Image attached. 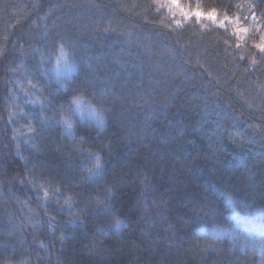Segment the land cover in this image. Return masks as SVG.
Segmentation results:
<instances>
[{
	"label": "trees",
	"instance_id": "trees-1",
	"mask_svg": "<svg viewBox=\"0 0 264 264\" xmlns=\"http://www.w3.org/2000/svg\"><path fill=\"white\" fill-rule=\"evenodd\" d=\"M197 1L264 29V0ZM75 100L102 130L62 135L54 117ZM229 198L264 209L255 42L178 27L154 0H0V264H264L196 233L232 227Z\"/></svg>",
	"mask_w": 264,
	"mask_h": 264
},
{
	"label": "rangeland",
	"instance_id": "rangeland-1",
	"mask_svg": "<svg viewBox=\"0 0 264 264\" xmlns=\"http://www.w3.org/2000/svg\"><path fill=\"white\" fill-rule=\"evenodd\" d=\"M154 1L157 4L158 10L166 16L170 22L178 27L185 24H192L202 31L210 27H216L223 30L233 43L242 46L250 41L255 42L256 46L264 43V29H262V23L254 15L247 18H240L238 16H227L218 10H204L199 6L197 0H176L175 4L172 3V0ZM197 11H199L201 15L197 16L195 14ZM209 12L213 13L214 18H209ZM70 65L71 66H58L56 60L51 72L53 79L62 90L66 89L67 83L76 73V67L71 62ZM83 104L85 106H91L89 104ZM91 107L101 113L97 108ZM25 117L27 119L31 118L29 115ZM65 119L72 124L70 130L67 129L62 122V120ZM54 120V126L60 129L64 137L69 139L74 138V132L77 126L91 125L98 130H102L104 126V120L102 123L97 122V120L88 113L87 107L84 111H78L74 101L66 105L60 114L54 117ZM19 121L24 126L31 122V120H25V122H23L21 118H19ZM228 203L231 211L230 217L233 220L231 228L219 229L201 227L196 233L216 240L228 239L238 250L264 257V209L247 210V207H241V211H244L243 214H241L238 212L237 208H235L237 204H235V201L229 198ZM238 205L240 206L241 203H238ZM122 227L123 223L119 222V224L116 225L102 227L100 230L104 233H114L119 232Z\"/></svg>",
	"mask_w": 264,
	"mask_h": 264
},
{
	"label": "snow or ice",
	"instance_id": "snow-or-ice-1",
	"mask_svg": "<svg viewBox=\"0 0 264 264\" xmlns=\"http://www.w3.org/2000/svg\"><path fill=\"white\" fill-rule=\"evenodd\" d=\"M172 3L175 4L176 3V0H172ZM195 14L197 16L201 15V13L199 11H197ZM208 15H209V18L210 19L214 18L212 12H209ZM257 47L260 48L261 52H264V43L257 45ZM56 60H57V65L58 66L59 65L71 66L70 65V61H69V58H68V53L63 49V47H61L60 53L57 56ZM74 103L77 105V110L78 111H84L85 108L87 107L88 113L91 116H93V118L96 119L97 122H99V123H102L103 122V116H102V114L99 113L96 109L92 108L91 106H85L83 104V102H81L79 100L74 101ZM62 122L64 123V125H65V127L67 129H69V130L71 129L72 124H71L70 121H68V120L65 119V120H62ZM101 167H102V165L100 164L99 158H97V161H96V164H95L94 168L98 172ZM45 195H47V193H45ZM118 224H119V222H118Z\"/></svg>",
	"mask_w": 264,
	"mask_h": 264
}]
</instances>
